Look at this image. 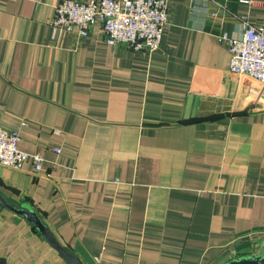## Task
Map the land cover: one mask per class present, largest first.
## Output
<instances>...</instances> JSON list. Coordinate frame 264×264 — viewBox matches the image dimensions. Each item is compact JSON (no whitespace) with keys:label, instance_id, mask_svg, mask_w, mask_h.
Instances as JSON below:
<instances>
[{"label":"crops","instance_id":"1","mask_svg":"<svg viewBox=\"0 0 264 264\" xmlns=\"http://www.w3.org/2000/svg\"><path fill=\"white\" fill-rule=\"evenodd\" d=\"M63 1L0 0V127L45 175L0 165V194L76 264L264 256V84L231 73L229 48L245 22L264 28V0H170L152 53L100 25L55 31ZM0 263L71 264L2 206Z\"/></svg>","mask_w":264,"mask_h":264},{"label":"built area","instance_id":"2","mask_svg":"<svg viewBox=\"0 0 264 264\" xmlns=\"http://www.w3.org/2000/svg\"><path fill=\"white\" fill-rule=\"evenodd\" d=\"M169 1L92 0L80 3L66 0L57 6L52 27L55 31L76 32L79 38H85L96 25H100L107 44L152 53L161 47L164 29L169 23ZM192 1L208 3L211 0ZM229 43L231 73L264 84V28L245 22L243 38L229 39ZM20 141L18 131H6L0 127V165L22 171L24 164L32 161L34 175L45 176L42 174V156L22 151ZM46 177L50 178V175Z\"/></svg>","mask_w":264,"mask_h":264},{"label":"water","instance_id":"3","mask_svg":"<svg viewBox=\"0 0 264 264\" xmlns=\"http://www.w3.org/2000/svg\"><path fill=\"white\" fill-rule=\"evenodd\" d=\"M0 206L8 209L9 211L24 217L27 221L33 224L37 230L46 237L49 242L71 263L74 262V257L71 254H67L66 250L59 244L57 238L49 231V229L43 223V220L36 214L31 206L23 205L17 207L10 202H8L5 197L0 194ZM224 264H264L263 255H243L235 259L230 260Z\"/></svg>","mask_w":264,"mask_h":264}]
</instances>
